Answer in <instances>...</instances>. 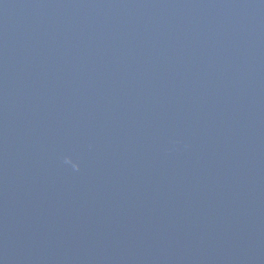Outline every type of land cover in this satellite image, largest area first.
Here are the masks:
<instances>
[{
    "label": "water",
    "instance_id": "95a60500",
    "mask_svg": "<svg viewBox=\"0 0 264 264\" xmlns=\"http://www.w3.org/2000/svg\"><path fill=\"white\" fill-rule=\"evenodd\" d=\"M0 264H264V0H0Z\"/></svg>",
    "mask_w": 264,
    "mask_h": 264
}]
</instances>
